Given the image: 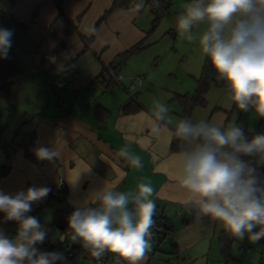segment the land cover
Returning <instances> with one entry per match:
<instances>
[{
  "label": "crops",
  "instance_id": "crops-1",
  "mask_svg": "<svg viewBox=\"0 0 264 264\" xmlns=\"http://www.w3.org/2000/svg\"><path fill=\"white\" fill-rule=\"evenodd\" d=\"M3 1L6 3L0 8V28L14 32L8 54L16 60L19 71L14 77V89L0 96V121L7 120L5 126H0L4 128L0 130L4 139L0 144V168L8 165L0 175V190L14 194L35 185L47 186L52 192L61 183L57 194L66 189L64 201L77 208L85 204L95 207L90 201L101 188L129 192L140 182H150L155 189L154 219H167L173 231L157 247L151 239V249L139 264H210L217 257L223 260L218 245L223 226L210 218L196 222L194 212L183 204L187 194L177 176L179 153L186 145L180 140L181 149L171 150L172 125L159 135L153 133L154 99L169 106L174 121L181 119L182 106L169 94L194 92L205 56L199 39L190 42L193 45L186 52L177 45L181 40L177 29L172 37L165 35V30L162 37L156 35L153 13L146 0L140 11L134 7L136 0H132L129 7L113 10L97 26L113 0H63V14H59L54 0H0V6ZM171 3L169 9L176 15V2ZM68 22L75 30L66 34ZM205 28L201 24L193 32L196 30L198 37ZM139 41H145L147 46L119 64L121 78L114 82L105 67L117 65L119 55ZM50 56L56 57V63L50 62ZM58 76L65 80L62 87L54 85ZM160 76L166 79L161 86L163 95L156 91L155 79ZM135 78L138 84L128 89ZM213 78H219L216 72ZM138 88L143 109L124 112L123 103ZM225 93L224 82L221 86L212 83L205 94V106L196 107L191 119L222 126L239 121L237 108L226 122L234 104L230 110L226 107L229 101ZM16 130H34L37 146L60 147L62 159L28 160L23 149L12 143ZM125 145L141 157L143 168H133L118 155V149ZM259 171L264 174V167ZM55 208L44 206L35 217L44 225ZM258 230L259 226L255 231ZM261 240L264 242V238ZM238 250H248L245 238L240 240ZM232 257L231 263L243 264L238 257ZM108 262L127 264L111 253ZM256 264H264V256Z\"/></svg>",
  "mask_w": 264,
  "mask_h": 264
},
{
  "label": "clouds",
  "instance_id": "clouds-1",
  "mask_svg": "<svg viewBox=\"0 0 264 264\" xmlns=\"http://www.w3.org/2000/svg\"><path fill=\"white\" fill-rule=\"evenodd\" d=\"M134 7L140 11L144 0H136ZM183 8L175 17L177 31L189 42L199 39L202 53L224 82L226 107L251 108L264 117V0H190ZM201 24L206 28L197 37L193 29ZM13 35V30L0 28V58H7ZM49 60L56 63L55 56ZM169 112L166 103L153 100V133L172 125L175 137L186 145L179 153L177 176L187 194L185 207L194 212L196 222L210 218L238 240L247 234L252 243L259 242L264 238V174L259 171L264 167V133L249 138L234 124L174 121ZM33 151L37 159L50 162L63 155L60 147ZM118 155L135 169L144 166L128 145L119 148ZM50 191L35 185L14 194L0 190V213L18 223L14 238L0 230V264H57L66 259L62 253L40 251L37 245L46 240L48 230L37 217L26 215ZM154 191L150 182H140L129 192L97 190L90 201L96 206L77 207L60 240L79 241L96 261L111 253L127 264H139L151 249Z\"/></svg>",
  "mask_w": 264,
  "mask_h": 264
},
{
  "label": "trees",
  "instance_id": "trees-1",
  "mask_svg": "<svg viewBox=\"0 0 264 264\" xmlns=\"http://www.w3.org/2000/svg\"><path fill=\"white\" fill-rule=\"evenodd\" d=\"M58 9L59 14H63V0H54ZM132 0H113V3L109 10L105 11L103 16L96 22L97 24L100 20L104 19L108 16L113 10L118 8H127L131 5ZM145 4L149 7L150 11L153 13V24H156V21L169 10V6L171 4V0H146ZM157 6H160L157 9ZM74 27H72L71 23L68 22L65 28V33L68 34L72 32ZM94 33L89 37L88 41H91ZM147 46L145 41H139L132 45L130 48L125 50L119 55V62L117 65L112 66L115 73H118V66L122 63L128 56L139 52L143 48ZM19 71V66L15 59H13L10 54H8L7 58H0V96L6 93L11 92L15 85H14V77ZM214 83L215 85L221 86L223 81L219 78H213V68L208 61L207 57L204 56L203 64L201 67V72L198 77H196V87L192 94H179L173 93L171 99L176 100L182 106L181 118H192V112L196 107H203L205 106V94L208 92L211 84ZM123 110L124 112H131L143 109L142 104L139 101V93H134L123 103ZM237 107L234 104L233 109L227 113V120L230 119V116L236 111ZM228 123L225 124L224 127H227ZM236 126H239L243 129L246 136L249 138L257 133L263 132H253L250 131L246 126L240 125L239 121H235ZM4 128L0 129L3 130ZM179 139L175 137L174 130H173V138L171 142V150L179 151L181 149L179 144ZM13 145L14 147H19L23 149L24 156L32 161L36 162L37 157L34 154V149L37 148L36 144V133L35 131H30L27 133H21L16 130V133L13 138ZM10 151V150H9ZM10 153V152H9ZM8 168V165L5 164L0 168V175L4 174ZM66 189L63 190V194H57L50 192L47 198L43 201H40L36 204L32 205V211L27 213L26 215L29 216H36L41 208L44 206H56L54 209L50 220L44 222V226L48 230V235L46 240L42 244H38L37 247L42 252H55L62 250L65 245H70L72 257L68 263L73 264H82L81 262L86 258L89 254L87 250H85L79 241L77 242H69L68 238L64 239L63 241L60 240V234L67 232L68 229V217L71 215L73 211H75L76 207L71 206L69 203L64 201V194ZM90 207H93L92 205ZM161 223L163 230L158 235V243L154 244L157 247L160 241L169 233L173 231L172 225L169 223L167 219H154ZM18 223L15 221H8L5 220L4 214L0 213V230H2L9 238H12L17 233ZM236 238L231 236L225 229L220 231L218 235V245L219 251L225 263H228L229 260H232L233 257L231 255V247L232 244L235 242ZM94 260V259H93ZM96 261V260H94ZM182 264V263H180Z\"/></svg>",
  "mask_w": 264,
  "mask_h": 264
},
{
  "label": "rangeland",
  "instance_id": "rangeland-1",
  "mask_svg": "<svg viewBox=\"0 0 264 264\" xmlns=\"http://www.w3.org/2000/svg\"><path fill=\"white\" fill-rule=\"evenodd\" d=\"M171 1L176 2V7H177L176 12H178V13H176V15H174L173 11L171 9H169L167 12L162 14V16L156 21V27L155 28H157V30L155 33H156V35L158 34V36H160V37L163 36L162 32L164 30H165V32H164L165 35L172 37V34L177 29L175 26V17L177 16V14H181L183 12V10H184L183 5L185 3L190 2V0H171ZM5 3H6V1H3L0 8H2L3 5L5 6ZM159 8H160V6H157V9H159ZM169 8H170V6H169ZM153 17H154V15H153ZM170 26H171V29L170 30L167 29ZM195 31L196 30H194V32ZM178 39H181L180 41L177 42V45L179 46V48L184 49V50H186V52H188L189 49H191V45H193V43L190 44V42L187 41L185 38H182V36L180 34H178ZM162 68H164V67H162ZM213 73H215L214 70H213ZM155 80H156L155 84H156V88H157L156 91L160 95H163V93H165V92H163L164 90L161 88V86H164L166 84V79L164 77L160 76V77H158V79H155ZM157 86H159V87H157ZM139 87H143V85H141V86L139 85ZM154 87H155V85H152V86L148 85V88H154ZM136 92L140 93L141 89L138 88L136 90ZM169 95L172 96V93H170ZM238 113H239L238 117L240 119L239 120L240 125H243V126L246 125L247 128L253 132H264V117H260V116L256 115L254 110H252L251 108L248 111H243V110L239 109ZM6 122H7V120L5 121V119L4 120L2 119V121H0V126H5L7 124ZM0 142H1L0 144H4V139H2V137H0ZM68 241L74 243L70 238H68ZM239 243H240V240L238 241V239H237L236 242L233 243L231 250H232V255L238 257L243 262V264H251V262H255V264H256V263H258L259 257L264 256V242L262 240H260L257 243H252L248 239V237L246 236L245 237V243L248 246V250L244 253L239 252V250H238ZM231 262H232V260H229L228 263H225L224 260H220V258L217 257V259L216 260L214 259L212 261V263H210V264H240V263H231ZM83 264H102V263H100L99 261H94L93 258L91 257V255H87L86 258L83 260ZM107 264H112V262H110V263L108 262ZM198 264H206V263H198Z\"/></svg>",
  "mask_w": 264,
  "mask_h": 264
},
{
  "label": "built area",
  "instance_id": "built-area-1",
  "mask_svg": "<svg viewBox=\"0 0 264 264\" xmlns=\"http://www.w3.org/2000/svg\"><path fill=\"white\" fill-rule=\"evenodd\" d=\"M105 72L106 74L110 77V79H112L114 82H119L120 81V74L119 73H115V71L112 69L111 65H107L105 67ZM65 80L63 77L58 76L57 79L54 81V85L55 87H62L64 84ZM139 82L138 78H135L131 81L130 85L128 86V89H132L134 88ZM11 145H9L8 147H10ZM61 188V183H59L56 187H54L52 189L53 193H58L59 189ZM155 221V225L152 229V239L154 241V244L158 243V235L160 234V232H162L163 227L161 225V223H159L158 221ZM58 253H62L63 256L66 258L64 261H58L60 264H66L68 263V261L70 260V257H72V252H71V247L70 245H65L62 250L59 251H55ZM94 259V258H93ZM95 260V259H94ZM110 260V253L105 254V256L99 261L102 264H107V262Z\"/></svg>",
  "mask_w": 264,
  "mask_h": 264
}]
</instances>
